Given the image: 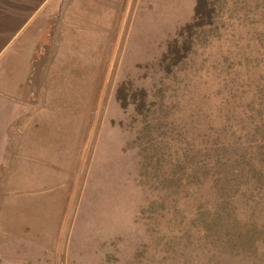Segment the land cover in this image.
Wrapping results in <instances>:
<instances>
[{
	"label": "rangeland",
	"instance_id": "obj_1",
	"mask_svg": "<svg viewBox=\"0 0 264 264\" xmlns=\"http://www.w3.org/2000/svg\"><path fill=\"white\" fill-rule=\"evenodd\" d=\"M120 2L113 55L104 60L111 83L110 95L107 100L103 98L102 121L96 122L92 136L91 129L89 131L85 162L82 161L78 169L76 192L67 200L62 222L57 227L55 247H50L45 240H33L37 244L34 246L31 241L23 240L22 248L9 247L4 242L0 246V264H134L137 263L135 254L140 252L144 256H139V264H182L181 258L167 261L161 256L165 253L166 238L160 234L174 233L178 225L167 222L172 213L164 209L163 216L159 213L155 218L148 216L147 205L156 193L138 176L140 156L134 137L140 125L139 117L131 103L125 108L119 105L114 96L115 87L120 81H129L131 85H126L127 89L144 86L152 99L158 98L164 87V98L177 109L187 102L182 89L191 86L190 96L194 99L202 95L205 101H212L210 97H213L218 102H205L204 108L192 112L196 116L197 112L206 114L205 119L209 118L210 122L219 117L217 120H223L229 129L234 128L229 122L239 116L243 104L259 106L249 100L255 82L249 76L250 70L238 65L247 60L248 54L256 58L252 75L258 78L257 89H264V48L261 45L264 0H213L217 9L213 30L210 32L208 28L196 36L197 42L185 64L171 75L161 71L157 59L180 28L191 20L194 0ZM67 11L65 17L73 16L71 9ZM88 11L91 12L80 25L83 40L76 48L80 61L88 68H95L111 16L110 9L105 7ZM66 48L72 51L70 46ZM228 71L229 81L225 82L222 77ZM88 74L92 77V73ZM215 86H220L222 92L212 93ZM200 87L202 90L198 91ZM239 123L242 127L245 124ZM35 220L37 222V218ZM36 227L28 226V233L37 236ZM260 250L254 257L241 256L239 264H264V247Z\"/></svg>",
	"mask_w": 264,
	"mask_h": 264
},
{
	"label": "crops",
	"instance_id": "obj_2",
	"mask_svg": "<svg viewBox=\"0 0 264 264\" xmlns=\"http://www.w3.org/2000/svg\"><path fill=\"white\" fill-rule=\"evenodd\" d=\"M120 3L0 0V246L45 240L55 247L89 131L92 136L102 121L103 98L110 95L104 60L113 55ZM99 6L110 9L111 19L100 60L88 68L76 44L83 40L80 25L88 9ZM70 9L73 16L65 17ZM44 53L35 83L33 65ZM31 225L37 236L28 233Z\"/></svg>",
	"mask_w": 264,
	"mask_h": 264
},
{
	"label": "trees",
	"instance_id": "obj_3",
	"mask_svg": "<svg viewBox=\"0 0 264 264\" xmlns=\"http://www.w3.org/2000/svg\"><path fill=\"white\" fill-rule=\"evenodd\" d=\"M212 1L194 0L191 20L157 59L164 74L176 73L197 42L196 36L208 28L213 30L217 9ZM261 45L264 48V38ZM246 58L238 66L250 70L255 82L249 100L259 106L243 104L239 118L229 122L233 129L217 120L219 117L210 122L206 114L192 112L204 108L205 102H218L213 97L205 101L202 95L194 99L191 86L182 89L187 102L177 109L164 98L162 86L154 99L144 86L127 89L129 81H120L115 87L119 105L125 108L131 103L139 117L134 137L140 156L138 176L156 193L147 205L148 216H163L164 209L172 213L167 222L178 225L176 232L160 234L166 238L161 256L167 261L181 258L182 264H239L241 256H257L264 247V89H257L258 78L252 75L256 58L249 54ZM229 74L222 80L228 82ZM217 92H222L220 86L212 89ZM167 228L169 232L170 226ZM135 255L134 264H139V256L144 254Z\"/></svg>",
	"mask_w": 264,
	"mask_h": 264
},
{
	"label": "water",
	"instance_id": "obj_4",
	"mask_svg": "<svg viewBox=\"0 0 264 264\" xmlns=\"http://www.w3.org/2000/svg\"><path fill=\"white\" fill-rule=\"evenodd\" d=\"M44 48H46V45L44 46ZM44 51H45V49H44ZM44 60H45V53L44 54H42L41 56H40V59L37 61V62H35L34 63V65H33V75H34V82L35 83H37V81L39 80V77H40V72H41V69H42V65H43V63H44Z\"/></svg>",
	"mask_w": 264,
	"mask_h": 264
}]
</instances>
